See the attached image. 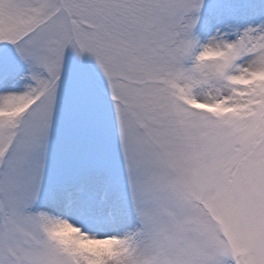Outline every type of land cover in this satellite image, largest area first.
<instances>
[{
	"label": "snow or ice",
	"instance_id": "6c2138e0",
	"mask_svg": "<svg viewBox=\"0 0 264 264\" xmlns=\"http://www.w3.org/2000/svg\"><path fill=\"white\" fill-rule=\"evenodd\" d=\"M0 264H264V0H0Z\"/></svg>",
	"mask_w": 264,
	"mask_h": 264
}]
</instances>
